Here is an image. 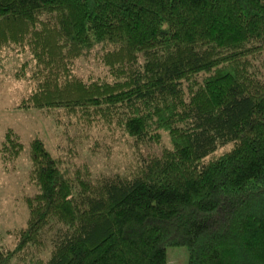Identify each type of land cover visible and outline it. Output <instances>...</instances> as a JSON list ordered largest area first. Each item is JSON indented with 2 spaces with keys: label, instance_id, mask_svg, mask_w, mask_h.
<instances>
[{
  "label": "trees",
  "instance_id": "trees-1",
  "mask_svg": "<svg viewBox=\"0 0 264 264\" xmlns=\"http://www.w3.org/2000/svg\"><path fill=\"white\" fill-rule=\"evenodd\" d=\"M0 45L29 55L26 106L99 117L136 154L94 174L35 137L0 264H167L175 245L188 264H264V0H0ZM80 57L112 78L78 76Z\"/></svg>",
  "mask_w": 264,
  "mask_h": 264
},
{
  "label": "rangeland",
  "instance_id": "rangeland-1",
  "mask_svg": "<svg viewBox=\"0 0 264 264\" xmlns=\"http://www.w3.org/2000/svg\"><path fill=\"white\" fill-rule=\"evenodd\" d=\"M28 57L22 50L11 51L0 45V148L7 130L23 143L21 150L16 142L10 144L5 160L0 152V248L3 251L15 245L16 232L29 215L26 196L36 190L30 180L31 142L35 137L42 138L56 156L88 162L94 174L129 170L136 158L134 138L115 124L99 117L87 119L77 110L26 106L37 81L30 76L28 66L22 64ZM73 69L87 81L112 78L108 67L94 57L75 58ZM188 258L185 245L167 249V264H188Z\"/></svg>",
  "mask_w": 264,
  "mask_h": 264
}]
</instances>
